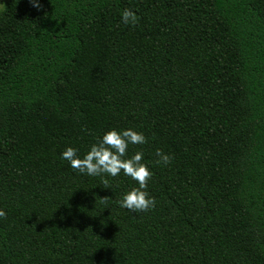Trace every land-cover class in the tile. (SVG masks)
<instances>
[{
  "label": "trees",
  "instance_id": "trees-1",
  "mask_svg": "<svg viewBox=\"0 0 264 264\" xmlns=\"http://www.w3.org/2000/svg\"><path fill=\"white\" fill-rule=\"evenodd\" d=\"M40 2L0 10V264H264V0ZM128 127L147 212L60 158Z\"/></svg>",
  "mask_w": 264,
  "mask_h": 264
},
{
  "label": "clouds",
  "instance_id": "clouds-1",
  "mask_svg": "<svg viewBox=\"0 0 264 264\" xmlns=\"http://www.w3.org/2000/svg\"><path fill=\"white\" fill-rule=\"evenodd\" d=\"M30 5L38 11L43 5L40 0H29ZM120 22L124 25H135L137 14L133 9L124 8L120 12ZM147 138L143 132L128 127L123 129L110 128L92 143L81 157L78 149L68 146L60 153V158L81 174L88 176L107 175L116 177L121 172L135 181L136 186L122 194L116 203L120 208L132 213L147 212L156 207V199L149 193L148 184L152 171L148 164L143 162L144 153L136 151L127 155L130 145H144ZM157 165L167 166L173 157L157 148L154 151ZM6 212L0 208V218Z\"/></svg>",
  "mask_w": 264,
  "mask_h": 264
},
{
  "label": "rangeland",
  "instance_id": "rangeland-1",
  "mask_svg": "<svg viewBox=\"0 0 264 264\" xmlns=\"http://www.w3.org/2000/svg\"><path fill=\"white\" fill-rule=\"evenodd\" d=\"M8 0H0V10L5 6Z\"/></svg>",
  "mask_w": 264,
  "mask_h": 264
}]
</instances>
